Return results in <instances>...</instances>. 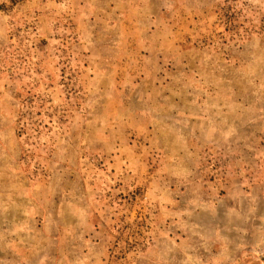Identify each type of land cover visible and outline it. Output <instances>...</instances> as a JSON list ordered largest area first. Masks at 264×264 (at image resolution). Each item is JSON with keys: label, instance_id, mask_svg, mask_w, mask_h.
I'll return each mask as SVG.
<instances>
[{"label": "rangeland", "instance_id": "1", "mask_svg": "<svg viewBox=\"0 0 264 264\" xmlns=\"http://www.w3.org/2000/svg\"><path fill=\"white\" fill-rule=\"evenodd\" d=\"M0 264H264V0H0Z\"/></svg>", "mask_w": 264, "mask_h": 264}]
</instances>
